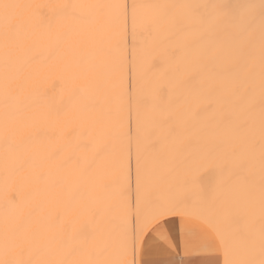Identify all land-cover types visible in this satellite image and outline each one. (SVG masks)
<instances>
[{"label":"snow or ice","instance_id":"6c2138e0","mask_svg":"<svg viewBox=\"0 0 264 264\" xmlns=\"http://www.w3.org/2000/svg\"><path fill=\"white\" fill-rule=\"evenodd\" d=\"M15 7L0 4L6 72L15 55L10 38L25 27L13 24L8 10ZM62 7L94 17L92 44L77 53L86 85L69 93L81 122L51 136L42 131L54 145L50 160L70 149L69 158L103 182L78 198L75 222L65 229L63 247L77 258L34 261L21 235L15 258L0 264H159L144 258L157 248L181 257L164 264H264V146L258 258L255 240L239 243L240 220L252 208L242 185L256 163L249 138L257 123L264 145V0ZM141 9L151 15L141 20ZM4 98L6 108L10 99L21 102L7 76ZM2 195L13 199L7 182ZM65 212L56 201L47 208L48 219L61 224ZM168 218L179 221L180 245ZM90 237L95 243L86 248Z\"/></svg>","mask_w":264,"mask_h":264},{"label":"bare ground","instance_id":"6f19581e","mask_svg":"<svg viewBox=\"0 0 264 264\" xmlns=\"http://www.w3.org/2000/svg\"><path fill=\"white\" fill-rule=\"evenodd\" d=\"M112 2L123 3L125 0H0V4L18 5L8 12L14 25L25 26L24 31L10 38L15 55L6 72L3 10L0 9V260L15 258V243L21 235L29 238L28 246L33 250L34 261L77 258L67 256L63 247L65 229L70 230L75 222L72 209L78 198L94 195L103 181L99 176L83 171L82 161L77 166L74 158H69L70 149L50 160L49 153L54 145L49 136L70 123L81 122L79 109L70 107L69 93L78 92L86 85L80 78L85 69L78 66L77 53L91 46L95 24L90 10L62 6ZM168 2L172 0H127L129 5ZM151 11L141 9L140 19L149 17ZM81 18H87L89 22L82 23ZM6 76L9 87L21 101L17 104L10 99L7 108L4 98ZM259 110L257 93L254 107L257 116ZM95 115L106 118L103 109H98ZM44 129L48 130L49 136L44 135ZM249 146L256 156V163L243 182L242 194L250 198L252 208L240 220L239 243L243 246L255 240L258 258L261 223L259 154L264 146L258 123L249 138ZM5 182L12 192L11 201H6L2 195ZM52 201L66 209L63 224L48 219L47 208ZM82 242L86 248L95 243L91 237Z\"/></svg>","mask_w":264,"mask_h":264},{"label":"crops","instance_id":"0c3cea01","mask_svg":"<svg viewBox=\"0 0 264 264\" xmlns=\"http://www.w3.org/2000/svg\"><path fill=\"white\" fill-rule=\"evenodd\" d=\"M168 231L172 238H174L176 244L180 245V224L178 220H168ZM182 247V246H181ZM182 254V253H181ZM146 260L159 262V264H164L168 260H179L181 257L175 255V251L172 254H169L164 248H157L152 253L145 255ZM184 259H195L191 257H184Z\"/></svg>","mask_w":264,"mask_h":264},{"label":"rangeland","instance_id":"374dc122","mask_svg":"<svg viewBox=\"0 0 264 264\" xmlns=\"http://www.w3.org/2000/svg\"><path fill=\"white\" fill-rule=\"evenodd\" d=\"M192 257L196 259V257H195V256H192Z\"/></svg>","mask_w":264,"mask_h":264}]
</instances>
